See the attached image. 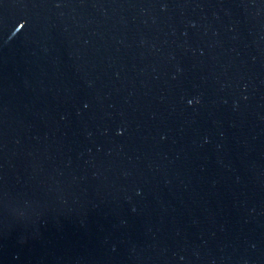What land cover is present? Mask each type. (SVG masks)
Instances as JSON below:
<instances>
[{"label":"water","instance_id":"1","mask_svg":"<svg viewBox=\"0 0 264 264\" xmlns=\"http://www.w3.org/2000/svg\"><path fill=\"white\" fill-rule=\"evenodd\" d=\"M0 264H264V0H0Z\"/></svg>","mask_w":264,"mask_h":264},{"label":"snow or ice","instance_id":"2","mask_svg":"<svg viewBox=\"0 0 264 264\" xmlns=\"http://www.w3.org/2000/svg\"><path fill=\"white\" fill-rule=\"evenodd\" d=\"M189 103H191V101H189Z\"/></svg>","mask_w":264,"mask_h":264}]
</instances>
